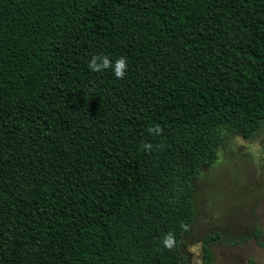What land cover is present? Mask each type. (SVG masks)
<instances>
[{
  "label": "trees",
  "instance_id": "obj_1",
  "mask_svg": "<svg viewBox=\"0 0 264 264\" xmlns=\"http://www.w3.org/2000/svg\"><path fill=\"white\" fill-rule=\"evenodd\" d=\"M263 125L264 0H0V264H187L202 174Z\"/></svg>",
  "mask_w": 264,
  "mask_h": 264
},
{
  "label": "rangeland",
  "instance_id": "obj_2",
  "mask_svg": "<svg viewBox=\"0 0 264 264\" xmlns=\"http://www.w3.org/2000/svg\"><path fill=\"white\" fill-rule=\"evenodd\" d=\"M196 192V219L181 248L187 264H264V125L251 140L233 137L208 167Z\"/></svg>",
  "mask_w": 264,
  "mask_h": 264
},
{
  "label": "clouds",
  "instance_id": "obj_3",
  "mask_svg": "<svg viewBox=\"0 0 264 264\" xmlns=\"http://www.w3.org/2000/svg\"><path fill=\"white\" fill-rule=\"evenodd\" d=\"M89 69L93 72H102L106 69L111 68L114 72V75L122 79L126 74L127 61L126 58L121 57L115 62L110 60L108 56H93L88 65ZM163 244L171 248L174 244V237L171 233L167 234L163 239Z\"/></svg>",
  "mask_w": 264,
  "mask_h": 264
}]
</instances>
